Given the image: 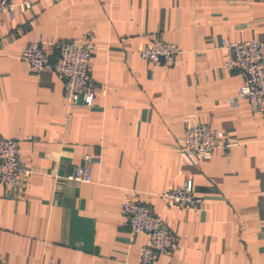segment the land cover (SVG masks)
Listing matches in <instances>:
<instances>
[{"label":"crops","instance_id":"crops-1","mask_svg":"<svg viewBox=\"0 0 264 264\" xmlns=\"http://www.w3.org/2000/svg\"><path fill=\"white\" fill-rule=\"evenodd\" d=\"M11 1L30 8L0 14V138L19 143L29 176L0 185V264H138L147 239L130 233L125 201L176 241L156 264H264V117L231 104L244 78L221 48L264 44V0ZM40 38L52 61L59 41L92 46L90 107H69L52 71L20 60ZM154 39L179 48L173 64L140 58ZM194 122L217 134L204 159L180 151ZM80 165L90 183L68 179ZM187 180L205 208L166 207L159 195Z\"/></svg>","mask_w":264,"mask_h":264},{"label":"built area","instance_id":"built-area-1","mask_svg":"<svg viewBox=\"0 0 264 264\" xmlns=\"http://www.w3.org/2000/svg\"><path fill=\"white\" fill-rule=\"evenodd\" d=\"M29 8L27 2L17 4L11 0H0V14H13L17 9L24 11ZM43 46L44 41L40 38L22 48L20 60L28 66L29 72L38 75L43 70L52 71L63 83V95L69 107L78 106L80 99L84 107H90L94 95L90 76L92 46L82 41H59L55 44L57 58L54 61ZM221 48L226 56L225 70L239 73L244 78L237 95L230 100L231 104L238 99L247 100L252 110L264 117V44L257 40L222 41ZM179 52L176 45L154 39L150 46L139 52V56L150 64H173ZM216 147L217 134L209 126L194 122L185 128L180 149L183 155L204 159ZM225 148H229V145ZM83 161L89 162V156H84ZM28 176L29 171L20 164L19 143L0 138V185L17 188ZM91 177V169L87 165H80L68 179L90 183ZM159 198L166 207L181 211H201L206 206L204 198L195 193L191 180L180 188L161 193ZM122 217L132 235L142 234L147 239L140 249L138 264H156L158 257L170 254L176 247L173 235L162 224L160 217L142 202H123Z\"/></svg>","mask_w":264,"mask_h":264}]
</instances>
